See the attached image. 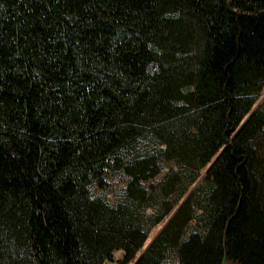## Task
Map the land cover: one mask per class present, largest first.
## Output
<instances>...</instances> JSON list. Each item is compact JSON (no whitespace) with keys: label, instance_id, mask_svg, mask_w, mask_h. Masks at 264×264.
Wrapping results in <instances>:
<instances>
[{"label":"trees","instance_id":"1","mask_svg":"<svg viewBox=\"0 0 264 264\" xmlns=\"http://www.w3.org/2000/svg\"><path fill=\"white\" fill-rule=\"evenodd\" d=\"M263 86L264 0H0V264L129 261L141 181L178 159L183 195L214 155L133 264H264ZM110 169L126 202L90 192Z\"/></svg>","mask_w":264,"mask_h":264},{"label":"rangeland","instance_id":"2","mask_svg":"<svg viewBox=\"0 0 264 264\" xmlns=\"http://www.w3.org/2000/svg\"><path fill=\"white\" fill-rule=\"evenodd\" d=\"M257 100L255 106L262 102L264 99V86L262 90L257 95ZM139 149H149L156 148L153 144V139L151 137H145L140 143H138ZM259 148L261 150V154H264V137L259 141ZM216 155H214L210 162L202 167L199 171V175L195 182H193L187 189L186 193L181 195L180 185L178 189L168 196H164L161 193L160 185L162 181L165 179L166 174L172 168H178V159H169V160H161V171L152 177H148L141 181L143 187L147 190V199L142 204H136L134 206L135 210L138 214H141V223L142 226L148 230V235L140 247V249L136 252L134 257H132L129 261L124 263L125 254L122 252V248L115 250L112 254V258L109 259L108 264H133L135 260L139 257L142 250L153 240V238L162 230L165 224L169 221L171 215L177 210L179 205L182 203L184 198L188 195V193L198 184L204 182V178L206 177V171L212 160ZM264 175V172H263ZM103 184L92 183L90 185V192L92 195H99L105 198L110 203L116 202H126L127 200V185L130 180V176L127 175L121 169H110L106 176L104 177ZM262 190H264V179L261 182ZM166 202H173V208L169 213H167L162 220L157 223H153V219L156 214L161 212L166 204ZM204 227L203 222L196 220H190L186 225L184 230V236H187L192 230L202 229ZM166 264H178L177 256L174 251H170L166 258Z\"/></svg>","mask_w":264,"mask_h":264},{"label":"water","instance_id":"3","mask_svg":"<svg viewBox=\"0 0 264 264\" xmlns=\"http://www.w3.org/2000/svg\"><path fill=\"white\" fill-rule=\"evenodd\" d=\"M235 129V127L234 126H232L231 128H230V130L232 131V130H234ZM230 142V139H228V138H226L225 139V144H228ZM212 163V162H211ZM210 163V164H211ZM209 164V165H210ZM172 216V215H171ZM149 245V244H148ZM147 245V246H148ZM146 246V247H147ZM146 247L142 250V252L146 249ZM224 247H225V253H224V256H223V259H222V264H228V262H227V249H226V242L224 241ZM123 252V251H122ZM109 260L108 259H105L104 260V264H108L109 262H108Z\"/></svg>","mask_w":264,"mask_h":264}]
</instances>
